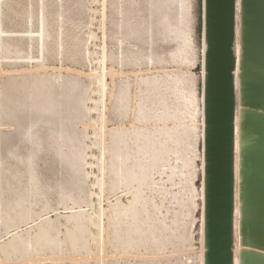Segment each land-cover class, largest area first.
I'll return each instance as SVG.
<instances>
[{
    "label": "rangeland",
    "instance_id": "374dc122",
    "mask_svg": "<svg viewBox=\"0 0 264 264\" xmlns=\"http://www.w3.org/2000/svg\"><path fill=\"white\" fill-rule=\"evenodd\" d=\"M203 53V0H0V264H202Z\"/></svg>",
    "mask_w": 264,
    "mask_h": 264
},
{
    "label": "water",
    "instance_id": "95a60500",
    "mask_svg": "<svg viewBox=\"0 0 264 264\" xmlns=\"http://www.w3.org/2000/svg\"><path fill=\"white\" fill-rule=\"evenodd\" d=\"M203 44L202 264L235 263L236 204L237 264H264V0H203Z\"/></svg>",
    "mask_w": 264,
    "mask_h": 264
},
{
    "label": "bare ground",
    "instance_id": "6f19581e",
    "mask_svg": "<svg viewBox=\"0 0 264 264\" xmlns=\"http://www.w3.org/2000/svg\"><path fill=\"white\" fill-rule=\"evenodd\" d=\"M180 4H181V3H180ZM29 12H30V11H29ZM29 12H28V13H29ZM27 16H29V15H27ZM30 16H31V15H30ZM28 19H29V18H28ZM147 32H149V30H148ZM150 34H151V33H150ZM149 39H151V38H149ZM149 39H148V40H149ZM150 41H151V40H150ZM59 42H60V41H59ZM149 44H150V43H149ZM238 50H239V49H238ZM148 51H149V50H148ZM150 56H151V55H150ZM145 58H147V57L145 56ZM33 81H34V80H33ZM59 81H60V80H59ZM67 82H68V80H67ZM21 83H23V82H21ZM28 83H29V82H28ZM59 83H60V82H59ZM22 85H23V84H22ZM33 85H34V84H33ZM23 86H24V85H23ZM27 86H28V85H27ZM77 86H78V85H77ZM25 87H26V86H25ZM65 88H66V87H65ZM20 89H23V88H20ZM70 89H71V88H70ZM75 89H76V88H75ZM75 89H74V90H75ZM61 90H62V88H59L58 91H57V97H56L57 99H56V98H55V99H56L58 102H57V104H56V105H57V110H56V109H55V110H56L57 114H58V113H59V115L61 114V117L57 119V121H58V122H57L58 125H59L60 127L62 126V128L65 129L64 132H67L66 129H69L68 127H70V126L67 125V124H64V123L62 124V122H61L60 120L63 119V117H62L63 114H65V115H66V114H70V113L73 111V109H74L73 106H74V105H72V104H70V103L68 102V100H71L72 98H71V99H68L67 97H65V96H64V93H63ZM20 91H21V90H20ZM47 91H48V90H47ZM10 92H11V90H10ZM70 92H71V91H70ZM16 94H17V92H16ZM19 94H20V92H19ZM73 94H74V93H73ZM75 94H76V93H75ZM75 94H74V95H75ZM121 95H122V94H121ZM148 95H149V94H148ZM7 96H8V95H7ZM14 96H16V95L14 94ZM30 96H31V97H30ZM71 96H72V95H71ZM76 96H77V95H76ZM76 96H75V97H76ZM77 97H79V95H78ZM117 97H118V96H117ZM119 97H120V96H119ZM121 97H122V96H121ZM3 98H4V95H3ZM27 98H30L29 100L27 99V101H29L28 104H30V105H29V107H28V106H27L28 104L25 105V103H24V106H23V109L25 108V109H24V113H25L26 111H28L29 108H30V110H31L32 112H34L35 109H36L37 106H38L37 100H35L33 94H32V95L29 94V97H27ZM40 99H41V98H40ZM75 99H76V98H75ZM120 99H121V98H120ZM120 99H119V100H120ZM3 100H5V99H3ZM24 100H25V99H24ZM42 100H43V99H42ZM77 100H79V99H77ZM119 100H118V101H119ZM116 101H117V100H116ZM120 101H121V100H120ZM32 102H33L34 104H33ZM73 102L76 103V101H72V103H73ZM78 102H79V101H77V103H78ZM80 102H81V100H80ZM4 103H5V102H4ZM54 103H55V102H54ZM119 103H120V102H119ZM121 103H122V101H121ZM17 104H18V103H17ZM45 104H47V103H45ZM122 104H123V103H122ZM76 105H77V104H75L74 107H76ZM115 105H117V104H115ZM3 107H4V105H3ZM11 107H12V106H11ZM118 107H120V106H118ZM13 109H14V108H13ZM42 109H43V108H42ZM47 109H48V108H47ZM22 111H23V110H22ZM155 111H156V110H155ZM13 112H14V111H13ZM16 112H17V111H15V113H16ZM42 112H43V111H42ZM17 113H18V112H17ZM20 114H21V113H20ZM20 114H19V116H20ZM47 114H48V113H47ZM71 114H72V113H71ZM158 114H159V113H158ZM9 115H10V113H9ZM143 115H144V114H143ZM76 116H77V115H76ZM2 117H3V116H2ZM15 117H16V116H15ZM57 117H58V116H57ZM19 118H20V117H19ZM27 118H28V117H27ZM66 118H67V117H66ZM70 118H71V117H70ZM160 118H161V117H160ZM73 119H74V118H73ZM73 119H72V120H73ZM75 119H76V118H75ZM70 120H71V119H70ZM64 121H65V120H64ZM66 122H67V121H66ZM158 122H159V121H158ZM71 124H72V123H71ZM29 125H30V124H29ZM236 131H237V129H236ZM68 135H69V134H68ZM146 136H147V135H146ZM74 137H75V136H74ZM137 137H138V136H137ZM139 137H140V136H139ZM235 137H236V142H235V146H236L235 149H236V152H235V155H237V135H236ZM119 138H120V137H119ZM119 138H118V139H119ZM139 139H141V138H139ZM145 139H146V137H145ZM121 140H122V139H121ZM142 140H143V139H142ZM142 140H141V141H142ZM113 141H114V140H113ZM188 141H189V140H188ZM190 141H191V140H190ZM57 142H58V141H57ZM118 142H120V141H118ZM123 142H124V141H123ZM181 142H182V141H181ZM120 143H121V142H120ZM139 144H140V143H139ZM144 144H145V143H144ZM78 145H79V144H78ZM113 146H114V145H113ZM116 146H117V145H116ZM137 147H138V145H137ZM137 147H136V149H137ZM117 148H118V146H117ZM117 148H116V149H117ZM119 148H120V147H119ZM121 148H122V147H121ZM145 148H146V147H145ZM83 149H84V148H83ZM136 149H134V150H136ZM139 149H140V148H139ZM110 150H111V149H110ZM110 150H109V151H110ZM113 150H114V149H113ZM63 151H64V150H63ZM114 151H115V150H114ZM142 151H143V150H142ZM123 152H125V151H123ZM176 152H177V151H176ZM120 153H121V152H120ZM127 153H128V152H127ZM132 153H133V151H132ZM135 153H136V152H134V154H135ZM122 154H123V153H122ZM125 154H126V152H125ZM119 155H120V154H119ZM116 156H117V155H116ZM120 156H121V155H120ZM125 156H126V155H125ZM128 156H129V155H128ZM128 156H127V157H128ZM132 156H133V155H132ZM118 157H119V156H118ZM122 157H123V156H122ZM130 157H131V156H130ZM114 158H115V157H114ZM124 158H126V157H124ZM124 158H123V161H124ZM136 158H137V157H136ZM118 159H119V158H118ZM120 159H121V158H120ZM120 159H119V160H120ZM129 159H131V158H129ZM129 159L127 158V161H128ZM21 160H22V159H21ZM29 160H30V159H29ZM132 161H133V160H132ZM112 162H113V161H112ZM122 163H123V162H122ZM116 164H117V162H116ZM123 164H124V163H123ZM143 164H144V163H143ZM164 164H165V163H164ZM112 165H113V164H112ZM132 165H133V164H132ZM29 166H30V165H29ZM113 166H114V165H113ZM117 166H118V165H117ZM117 166H116V167H117ZM114 167H115V166H114ZM133 167H134V166H133ZM138 167H139V166H138ZM123 168H124V167H123ZM125 168H126V167H125ZM136 169H137V168H136ZM26 170H27V168H26ZM115 171H116V170H115ZM123 171H124V170H123ZM125 171H126V170H125ZM136 171H137V170H136ZM130 172H133V170L130 171ZM9 173H10V172H9ZM16 173H17V172H16ZM118 173H119V172H118ZM25 174H26V173H25ZM133 174H134V173H133ZM17 175H18V174H17ZM17 175H14V176L17 177ZM40 175H41V174H40ZM130 175H131V174H130ZM135 175H136V174H135ZM0 176H1V175H0ZM131 176H132V175H131ZM136 176H137V175H136ZM140 176H141V174H140ZM111 177H112V176H111ZM116 177H117V176H116ZM35 178H36V177H35ZM140 178H141V177H140ZM17 179H18V178H17ZM17 179H16V180H17ZM115 179H116V178H115ZM130 179H131V178H129V180H130ZM37 181H38V178H37ZM119 181H120V180H119ZM119 181H118V183H119ZM7 182H8V181H7ZM66 182H67V181H66ZM114 182H115V181H114ZM8 183H9V182H8ZM23 183H24V182H21V183H18V182H17V183H14V184H16V186L19 187V190L22 189L21 191H23V190H25L26 187L28 186V183H29V177H27V180H26L25 183H24L25 186H23ZM115 183H116V182H115ZM138 183H139V181H138ZM9 184H10V183H9ZM11 184H12V182H11ZM53 184H54V183H53ZM14 186H15V185H14ZM33 186H34V185H33ZM38 186H39V185H38ZM7 187H8V185H7ZM7 187H6V188H7ZM10 187H11V186H10ZM6 188H5V189H6ZM27 188H28V187H27ZM32 188H34V187H32ZM13 189H14V188H13ZM17 189H18V188H17ZM17 189L15 190L16 193H17ZM40 189H41V188H40ZM26 190H27V193H28V189H26ZM11 191H12V190H11ZM13 192H14V191H13ZM32 192H33V191H32ZM11 193H12V192H11ZM23 193H24V192H23ZM35 193H36V192H35ZM14 194H15V193H14ZM40 194H41V193H40ZM20 196H21V195H20ZM40 196H41V195H40ZM28 198H29V197H28ZM35 198H36V197H35ZM76 204H77V203H76ZM129 205H130V204H129ZM184 205H185V204H184ZM192 206H193V205H192ZM132 208H133V207H132ZM129 211H130V210H129ZM119 215H120V214H119ZM119 215H118V216H119ZM118 216H117V217H118ZM130 216H133V214H130ZM120 217H121V216H120ZM118 220H119V219H118ZM67 221H68V220H67ZM116 223H117V222H116ZM116 223H115V224H116ZM129 225H130V223H129ZM129 227H131V225H130ZM134 227H135V226H134ZM129 231H130V230H129ZM155 231H156V230H155ZM157 232H158V231H157ZM43 233H44V232H43ZM146 234H147V233H146ZM154 234H155V233H154ZM172 235H173V234H172ZM172 235H171V236H172ZM40 236H41V235H40ZM43 236H44V235H43ZM70 238H71V237H70ZM42 239H43V238H42ZM42 239H41V240H42ZM150 239H151V238H150ZM38 240H39V238H38ZM145 240H146V239H145ZM43 241H44V240H43ZM158 241H159V240H158ZM158 241H157V242H158ZM33 242H34V241H33ZM166 242H167V241H166ZM73 243H74V241H73ZM75 243H76V242H75ZM134 245H135V244H134ZM23 246H24V245H23ZM14 251H15V250H14ZM144 252H145V251H144ZM18 254H19V253H18ZM18 258H19V256H18ZM146 260H147V259H146ZM151 263H152V262H151Z\"/></svg>",
    "mask_w": 264,
    "mask_h": 264
}]
</instances>
